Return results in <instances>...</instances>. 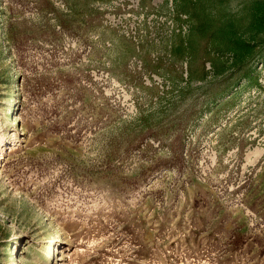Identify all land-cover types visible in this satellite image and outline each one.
<instances>
[{
	"label": "rangeland",
	"instance_id": "obj_1",
	"mask_svg": "<svg viewBox=\"0 0 264 264\" xmlns=\"http://www.w3.org/2000/svg\"><path fill=\"white\" fill-rule=\"evenodd\" d=\"M48 1L0 0V264H264L235 205L264 222L254 0L195 1L250 42L242 62L204 49L182 0L117 25L114 0ZM179 137L183 166L156 169Z\"/></svg>",
	"mask_w": 264,
	"mask_h": 264
},
{
	"label": "trees",
	"instance_id": "obj_2",
	"mask_svg": "<svg viewBox=\"0 0 264 264\" xmlns=\"http://www.w3.org/2000/svg\"><path fill=\"white\" fill-rule=\"evenodd\" d=\"M43 7L50 6L48 0H41ZM196 0H182L180 9L184 12L192 10L196 19L194 29L197 35L204 42V49L213 52H234L236 62H242L245 53L252 47L250 42L242 38L237 31V26L223 16L209 17L202 14L204 5L195 3ZM252 13L250 30L252 35L264 32V0H254L251 3ZM253 39H255L253 37ZM207 58L204 59L206 61ZM156 139V138H155ZM184 146V137L176 138L172 143V155L170 157H160L155 164L156 169L162 167L175 168L183 166L184 158L182 149ZM261 252L264 255V245L261 247Z\"/></svg>",
	"mask_w": 264,
	"mask_h": 264
},
{
	"label": "built area",
	"instance_id": "obj_3",
	"mask_svg": "<svg viewBox=\"0 0 264 264\" xmlns=\"http://www.w3.org/2000/svg\"><path fill=\"white\" fill-rule=\"evenodd\" d=\"M117 6H110L109 9H112L113 13L109 17V22L117 25L124 23L122 20L115 19V14H117L118 6H121V13L117 16L121 19H126L130 16H133L135 11H141L142 7L141 4L139 5V0H114ZM172 5V1H170V6ZM187 157V154L185 153ZM197 160V165H195V176L200 182H207L210 176L211 168L214 166L215 161L211 160L209 156H203L202 154L199 155ZM243 192H239L236 196L237 203L235 204L236 207L241 208L247 217L250 227H254L257 233H264V222H258L257 216L255 212L245 203L243 199Z\"/></svg>",
	"mask_w": 264,
	"mask_h": 264
},
{
	"label": "bare ground",
	"instance_id": "obj_4",
	"mask_svg": "<svg viewBox=\"0 0 264 264\" xmlns=\"http://www.w3.org/2000/svg\"><path fill=\"white\" fill-rule=\"evenodd\" d=\"M11 101H12V100H10V99L8 100V103H9L8 105H9V106L11 105ZM49 249H50V248H49ZM49 249H48V251H50ZM45 257H47V251L44 250V257H43L42 259H46ZM43 261H44V260H43Z\"/></svg>",
	"mask_w": 264,
	"mask_h": 264
}]
</instances>
